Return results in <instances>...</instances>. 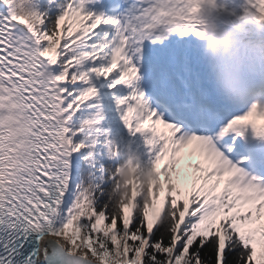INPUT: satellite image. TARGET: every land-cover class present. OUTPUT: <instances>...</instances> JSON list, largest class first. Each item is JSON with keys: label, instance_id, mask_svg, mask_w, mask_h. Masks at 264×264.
<instances>
[{"label": "snow or ice", "instance_id": "1", "mask_svg": "<svg viewBox=\"0 0 264 264\" xmlns=\"http://www.w3.org/2000/svg\"><path fill=\"white\" fill-rule=\"evenodd\" d=\"M201 2L0 0V264H42L50 242L82 264H264V178L211 132ZM249 126L264 138V104L215 140ZM133 157L152 179L117 198Z\"/></svg>", "mask_w": 264, "mask_h": 264}, {"label": "clouds", "instance_id": "2", "mask_svg": "<svg viewBox=\"0 0 264 264\" xmlns=\"http://www.w3.org/2000/svg\"><path fill=\"white\" fill-rule=\"evenodd\" d=\"M238 7L242 11L237 12L228 0H202L198 20L203 35L198 48L217 100L233 105L264 104V48L259 46L264 42V23L244 14L248 0ZM117 174V198L129 192L133 179L145 186L152 179L148 167L137 169L135 157L122 161Z\"/></svg>", "mask_w": 264, "mask_h": 264}, {"label": "water", "instance_id": "3", "mask_svg": "<svg viewBox=\"0 0 264 264\" xmlns=\"http://www.w3.org/2000/svg\"><path fill=\"white\" fill-rule=\"evenodd\" d=\"M45 264H82V262L78 256L70 255L67 248L61 249L55 243L50 242Z\"/></svg>", "mask_w": 264, "mask_h": 264}, {"label": "trees", "instance_id": "4", "mask_svg": "<svg viewBox=\"0 0 264 264\" xmlns=\"http://www.w3.org/2000/svg\"><path fill=\"white\" fill-rule=\"evenodd\" d=\"M229 1V4H230V6H232V7H236V10H237V12H240V11H242V9H240L238 6L241 4V3H235L234 1H232V0H228ZM260 47H262V48H264V42H261L260 43V45H259ZM253 137V139L255 138V134H253L252 135ZM242 152L244 153V155L246 156V159H247V161L249 162V163H254V164H256L255 162H254V160L251 158V156H250V153L247 151V150H242ZM198 160H199V157H197L196 159H194V160H189V159H186L185 160V164H187V163H196V162H198ZM257 165V164H256ZM221 187H222V185H221Z\"/></svg>", "mask_w": 264, "mask_h": 264}, {"label": "rangeland", "instance_id": "5", "mask_svg": "<svg viewBox=\"0 0 264 264\" xmlns=\"http://www.w3.org/2000/svg\"><path fill=\"white\" fill-rule=\"evenodd\" d=\"M193 158V157H192Z\"/></svg>", "mask_w": 264, "mask_h": 264}]
</instances>
